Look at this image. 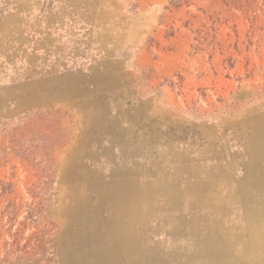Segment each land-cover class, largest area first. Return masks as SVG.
I'll return each instance as SVG.
<instances>
[{
  "label": "rangeland",
  "instance_id": "374dc122",
  "mask_svg": "<svg viewBox=\"0 0 264 264\" xmlns=\"http://www.w3.org/2000/svg\"><path fill=\"white\" fill-rule=\"evenodd\" d=\"M0 264H264V0H0Z\"/></svg>",
  "mask_w": 264,
  "mask_h": 264
}]
</instances>
